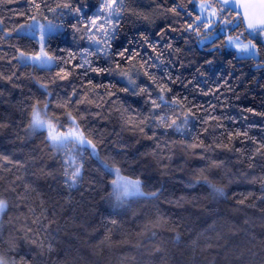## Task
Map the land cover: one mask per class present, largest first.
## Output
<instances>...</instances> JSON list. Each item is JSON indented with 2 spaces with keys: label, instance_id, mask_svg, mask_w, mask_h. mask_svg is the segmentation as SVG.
Returning a JSON list of instances; mask_svg holds the SVG:
<instances>
[{
  "label": "trees",
  "instance_id": "obj_1",
  "mask_svg": "<svg viewBox=\"0 0 264 264\" xmlns=\"http://www.w3.org/2000/svg\"><path fill=\"white\" fill-rule=\"evenodd\" d=\"M198 1L125 0L127 10L112 41V52L125 47L139 51L137 68L151 56L156 67L150 71L158 78L166 80V73L179 78L170 85L173 91L168 95L186 97L195 112V117H189L187 125L179 130L145 129L148 136L155 132L153 139H147L122 127L120 119L121 105L146 113L150 106L145 105V97L119 91L127 85L119 75L90 72L84 77L82 70H72L73 65L83 62L85 49H95L83 29L88 18L97 14L100 0H70L73 8L81 10L79 15L70 9L49 11L65 0H0V73L5 77L0 79V121L9 125L0 129V154L25 163L19 169L0 161V198L8 202L0 216V254L11 264H264V202L257 199L264 193L259 183H249L254 176H264V158L257 157L255 167L249 168L247 156L258 144L245 141L243 136L228 140L229 133L247 131L257 142L264 141V57L240 56L226 46L214 47L213 42L220 45L222 33L201 42L203 30L201 36L184 31L186 22L198 14ZM173 5L182 6L178 9L181 16L167 11ZM235 14L226 8L223 17L231 19ZM32 21H51L60 26L46 36L45 42L46 50L57 59L43 67L14 58L19 56L18 49L38 51L35 36L17 32L21 25ZM74 24L81 31L74 30ZM243 27L229 25L228 30L235 35ZM161 30H165L163 38ZM141 34L157 46V51L141 46ZM129 40L133 41L131 45ZM256 43L264 54V43ZM161 51L163 63L155 59ZM70 54L76 59H70ZM87 58L96 67H114L112 60L99 54ZM61 69L72 70V74L62 80L57 76ZM9 76L13 77L11 81L6 79ZM135 78L141 87L150 84L142 71ZM89 80L96 85H116L111 97L103 88L95 90L110 101L102 109L86 104H73L69 109L56 107L74 87L79 92L75 100L83 98L90 88ZM46 99L52 102L49 114L58 116L64 125L61 131L69 127L66 111L76 115L79 109L85 119L78 122L94 133L101 158L115 162L121 175L140 178L144 192L160 190L159 199L129 197L123 205L115 206V198L109 196L114 174L87 154L83 157L84 181L68 188L61 174L64 157L57 154L52 158L43 135L21 139L26 135L23 129L30 106L39 101L43 108ZM184 112L178 108L175 116L169 115L178 117L180 123ZM209 114L217 119H210ZM201 140L209 146L208 151L190 147ZM223 144L233 150L217 147ZM236 149L246 150L245 155ZM213 161H223V166L212 167ZM41 169L54 172L55 179L42 175ZM204 178L225 189V195L213 198ZM91 181H95L94 186H90ZM25 185L30 189L25 199H19ZM249 192L253 195L246 203L256 207L240 206L238 201ZM30 209L35 210L34 214ZM159 214L169 219L168 228L179 233L178 242L173 231L157 230L155 237L151 232L141 234L143 225ZM37 217L39 224L33 223ZM109 229L111 239L106 240ZM26 233L42 240L44 248L25 240ZM10 241L15 242V250L10 248ZM49 244L52 251H48ZM156 247L161 251H155Z\"/></svg>",
  "mask_w": 264,
  "mask_h": 264
},
{
  "label": "snow or ice",
  "instance_id": "obj_2",
  "mask_svg": "<svg viewBox=\"0 0 264 264\" xmlns=\"http://www.w3.org/2000/svg\"><path fill=\"white\" fill-rule=\"evenodd\" d=\"M36 7L39 9V5ZM181 5H173L171 8L167 9L168 12H171L175 16H181L180 11L178 10ZM235 7L234 0H202V2L198 5L199 15L194 16L190 22H186L184 31L195 32L197 36H201V32L203 30L202 39H207L213 32L215 27L219 25L225 26V35L221 40L220 45H216L213 42L214 47H232L236 50L237 53L243 54L248 57L255 58L260 55L261 49L258 47L257 43H255L252 39H247L245 42L242 37L244 33H249V36L256 35L257 33L264 35V17L261 19L253 20L250 19L245 11L243 18L240 17V14L237 12L231 19L224 18L223 14L226 8ZM264 8V4L261 5ZM57 9H70L74 14L79 15L80 9L73 8L70 0H65L63 3H58L55 8H49V11L56 12ZM125 0H100V7L97 11V14L93 17H89L87 23L84 25L83 31L87 33V39L91 44L95 45V49L89 51L85 49L83 52V56L85 57L82 63L73 65V69L82 70V74L84 77H87L90 72L96 73L97 75H103L105 73L112 75L116 74L122 77L127 81V85L119 91H123L126 93H130L133 96H143L145 97L144 103L145 105H149V109L146 113L138 112L132 108H124L123 105L120 106V119L122 121V127L132 131L143 134L147 139H153L155 137V132H153L152 136H148L145 129L147 128H165L171 129L176 128L179 130L180 128L187 125L189 121V117H195V112H193L192 107L190 106V102L186 97L181 98L179 94H173L169 96V93H172V88L170 85L176 84L179 78H172L170 74L166 73L167 79L158 78L154 73L150 71L153 67H156V64L153 62L152 57L149 56L148 59H143L137 68V62L141 60V55L139 51L131 48L125 47L122 50L113 53L112 52V41L116 39L117 33L121 27V20L124 18V14L126 11ZM207 13V15H204ZM189 17H192V12H187ZM35 20V17H32ZM147 19V17H145ZM239 21V22H237ZM49 29L46 30L44 25H41L37 22L36 30L39 32V50L34 51L32 53H26L24 51L19 52L18 57H14L17 60L28 61L36 66H46L56 60L57 58L50 55L49 51L46 50V31H50L51 28L56 27L51 24L49 21ZM228 25H234L236 29L243 27V31H241L238 35H231L230 31L227 29ZM22 28L24 26H21ZM29 28L32 26L29 25ZM73 29L76 31H81L78 25H72ZM175 31V28H172ZM165 30H161L159 34L161 38H163ZM141 42V46L148 45L153 51H157V46L152 44L149 38L141 34L139 38ZM129 45L133 43L132 40H129ZM168 48H171V45H168ZM97 54L112 60L114 63L113 66L109 67H96L93 65V61L88 59L89 56H96ZM114 57H118V59H114ZM163 52H159L156 56V60H159L163 63ZM70 59H76L75 54H70ZM68 63V61H64ZM211 63V61H208ZM127 67V70L125 68ZM72 70L61 69L60 72L57 73V76L60 79H67L69 75L72 74ZM143 72V75L148 78L150 84L141 87L137 84L136 78L140 75V72ZM14 75V74H13ZM12 76L7 77L8 81L12 80ZM0 79H5L2 73H0ZM90 88L85 90V94L83 98L76 101L75 97L79 95L78 90L74 87L72 93L64 100L63 103H57V108L69 109L73 104H86V105H94L97 108H103L104 104L109 103V100L104 99V96H101L95 90L97 88H103L108 97L113 95L111 89H115V84L109 85H96L93 84L91 80L88 81ZM14 87L16 85H13ZM41 87L47 90V86L41 84ZM139 89V91H137ZM91 93V95H89ZM207 94V93H206ZM2 95V93H0ZM51 96V93L48 94ZM50 100H45L43 104V108L40 107V102L32 104L29 119L26 127L23 129L25 132V137L21 139H26L33 135H43L46 147L51 150L52 158H55L57 154L62 155L64 159L61 162L62 175L64 177V184L68 188H74L80 185L84 181V160L83 157L85 154L88 156L94 157L96 160L100 162L103 169L109 173L114 174L115 179L111 181L113 191L109 193L110 197L115 198L116 205L121 206L129 197H148L151 199H159L161 195V191H152V192H144L143 191V182L140 178L132 179L127 176L121 175V169L116 166L115 162L109 163L107 158H101L100 153L97 150V143L95 142L96 138L92 131L83 129L78 120H84L85 116L80 113L79 109H76V115L73 114V111H66L65 116L66 120L69 123V127L66 131H61L64 125L61 123V120L56 115L49 114V108L51 106ZM112 103H115L112 101ZM215 106H213L214 108ZM185 110L183 120L178 123V117L173 119L172 116H175L177 113V109ZM247 111H252V109H247ZM169 114H172L170 116ZM97 115H100L97 113ZM210 119H217L214 116L209 114ZM169 120L171 122H169ZM202 123L208 124V120H203ZM219 127V125H217ZM9 127V125L5 122L0 121V129H4ZM205 132L208 131L207 128L204 129ZM46 133V135H44ZM243 136L245 141H250L253 144H258L252 154L247 156L249 161V168L255 167L254 161L257 157L264 158V141L257 142L254 137L248 135L247 131L244 132H235L228 134V140L231 142L234 139ZM190 147L204 148L205 151L209 150V146L204 145L201 140L199 144L193 143ZM217 147H222L228 151H232L233 149L229 148L228 144L217 145ZM157 148H160V145L157 144ZM90 150V151H89ZM235 151L240 152L241 156L245 155V151H241L240 149H236ZM155 155V152L153 153ZM0 161H3L5 165L13 164L14 167L19 169H23L25 167L24 162L16 161L14 162L10 159L9 156L0 154ZM243 162V161H239ZM212 167H222L223 161L216 162L213 161L211 164ZM201 173L204 171L200 170ZM41 173L44 176L52 177L55 179V174L52 171L45 172L44 169H41ZM242 175H244L242 173ZM19 179V177H18ZM199 183V179L196 181ZM204 183L208 184V186L212 189L213 198L224 196V190L222 187H218L215 184H212L207 178H204ZM249 183L260 184L261 192L264 193V176L261 177H253ZM95 181L90 182V186H94ZM30 189V185H25V192L18 196L19 199H25L26 195ZM13 191L15 189L13 188ZM253 193L249 192L246 196L238 201V204L242 207H256V205L248 204L246 201L251 197ZM257 199L264 202V195L257 197ZM179 206V202H177ZM8 208V202L4 199H0V213H4ZM238 211L240 209H237ZM30 211L34 214L35 210L30 209ZM33 223L39 224L40 218L37 217L33 220ZM113 225L116 224V221H111ZM169 219L165 217L163 214L157 215L154 219H150L146 224L143 225V232L146 234L151 232V236L155 237L157 235V230H167L176 232L175 228H168ZM46 230V229H45ZM28 232H31L32 229H27ZM111 229L108 230V234L105 236L106 240L111 239ZM39 236V232H37V237ZM29 243L36 245L40 249L44 248V242L38 239H32L25 234L24 237ZM176 241L178 242L180 239V235L176 232ZM10 248L15 250L16 244L14 241H10ZM48 251H52L51 244L48 245ZM155 251H161L160 247H156ZM21 261H24V258L21 257ZM0 264H7V261L3 256H0ZM15 264V262H13ZM26 264V262H24Z\"/></svg>",
  "mask_w": 264,
  "mask_h": 264
},
{
  "label": "rangeland",
  "instance_id": "obj_3",
  "mask_svg": "<svg viewBox=\"0 0 264 264\" xmlns=\"http://www.w3.org/2000/svg\"><path fill=\"white\" fill-rule=\"evenodd\" d=\"M202 2V0H200V1H198V3H197V5H196V9H197V12H198V14L197 15H199L200 13H199V9H198V5L200 4ZM204 15H207V13H205ZM39 24H41V25H44L45 26V28H46V30L47 29H49V27H50V25H49V22H47V23H40V22H38ZM36 24H37V21H32V22H30V23H26V24H23V25H21V26H24L23 28L20 26L18 29H17V32L18 33H24V34H27V35H30V36H35L36 37V39H37V41H38V50H39V32L36 30ZM51 24L52 25H55L56 27H54V28H51V30L50 31H46V36L48 35V34H50V33H53V32H56V30L58 29V28H60V26L59 25H57V24H54V23H52L51 22ZM29 25H31L32 27L31 28H29L28 26ZM227 29H229V25L227 26ZM243 31V30H242ZM220 33H222V34H224L225 35V26L224 25H219L218 27H215L214 28V30H213V32H212V34L207 38V39H202L201 40V42H207V41H210V40H212V38L215 36V35H217V34H220ZM231 35H233V34H231ZM235 35H238V34H235ZM242 39H244L245 40V42H247V39H252L255 43H256V41H262L263 43H264V35H261V34H259V33H257L256 35H253V36H249V33H244V36L242 37ZM258 45V44H257ZM227 47V46H226ZM227 48H229V49H231V50H233L237 55H240V56H245V55H243V54H240V53H237L236 52V50L234 49V48H232V47H227ZM260 56H262V57H264V54H263V52L261 51L260 52V55L259 56H257V57H255V58H258V57H260ZM21 61H23V62H28V61H24V60H21ZM66 131V130H65ZM113 179H115V176L113 177ZM112 179V180H113ZM133 179V178H132ZM191 184V183H190ZM209 189H210V192L212 193V189L209 187ZM224 190V195H225V189H223ZM113 191V187H112V184H111V192ZM212 195V194H211ZM221 197H223V196H220V197H216V198H221ZM1 199V198H0ZM0 216H1V213H0ZM0 256H3L4 258H5V260L7 261V264H11V262H10V260L6 257V256H4V255H1L0 254Z\"/></svg>",
  "mask_w": 264,
  "mask_h": 264
},
{
  "label": "water",
  "instance_id": "obj_4",
  "mask_svg": "<svg viewBox=\"0 0 264 264\" xmlns=\"http://www.w3.org/2000/svg\"><path fill=\"white\" fill-rule=\"evenodd\" d=\"M235 7H230L233 13H239L243 18L245 11L250 19L259 20L264 17V0H234Z\"/></svg>",
  "mask_w": 264,
  "mask_h": 264
}]
</instances>
